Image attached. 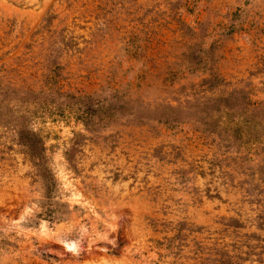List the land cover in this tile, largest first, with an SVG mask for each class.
<instances>
[{"label":"rangeland","instance_id":"rangeland-1","mask_svg":"<svg viewBox=\"0 0 264 264\" xmlns=\"http://www.w3.org/2000/svg\"><path fill=\"white\" fill-rule=\"evenodd\" d=\"M232 220L264 238V0H0V264H216Z\"/></svg>","mask_w":264,"mask_h":264},{"label":"trees","instance_id":"trees-1","mask_svg":"<svg viewBox=\"0 0 264 264\" xmlns=\"http://www.w3.org/2000/svg\"><path fill=\"white\" fill-rule=\"evenodd\" d=\"M211 120L213 123H217V125L219 124L215 117H212ZM240 121L241 122L239 124L234 123L233 127L224 128V133L227 137L228 143L231 142L232 139H234V136L236 137L238 134L239 128L237 126L244 124L243 118H241ZM24 141L28 147L30 155L34 158L37 157L40 150L43 148V146H41L40 149V138L38 135L34 132H28V134L24 137ZM226 226L228 228L226 232L233 235L235 241L233 243L220 244L221 249H217V253L214 254L215 263L245 264L246 262H252L253 257H257V261L263 264L264 246H262V242H264V238H262V236H258L257 234L242 233L240 230L245 229V226L239 220H232ZM259 227L260 230H264V223L262 222ZM230 229L233 230L231 231ZM253 242H257V244H254Z\"/></svg>","mask_w":264,"mask_h":264},{"label":"bare ground","instance_id":"bare-ground-1","mask_svg":"<svg viewBox=\"0 0 264 264\" xmlns=\"http://www.w3.org/2000/svg\"><path fill=\"white\" fill-rule=\"evenodd\" d=\"M71 248V247H70Z\"/></svg>","mask_w":264,"mask_h":264}]
</instances>
